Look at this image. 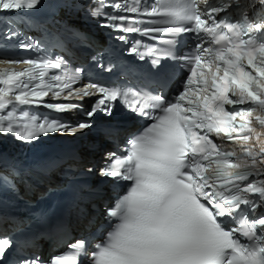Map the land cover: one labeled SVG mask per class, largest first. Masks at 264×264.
I'll use <instances>...</instances> for the list:
<instances>
[{
	"label": "snow or ice",
	"instance_id": "1",
	"mask_svg": "<svg viewBox=\"0 0 264 264\" xmlns=\"http://www.w3.org/2000/svg\"><path fill=\"white\" fill-rule=\"evenodd\" d=\"M257 3L264 9V0H249L245 6L254 8ZM37 4L38 0H0V11L31 10ZM98 4L105 7V0H98ZM200 5L201 0H152L143 10L120 2L107 5L113 14L106 16L104 27L125 33L142 32L153 39L158 34H192L194 51L184 57L191 65L184 89L173 100L156 96L150 105L154 112L140 108L141 116L151 123L142 134L130 138L127 155L110 154L112 163L102 170V175L131 181L132 186L108 210V216L119 222L107 241L91 253L90 264H264V211L256 215L258 209L264 208V179H257L264 176V167L257 165L258 156L264 165V148L259 153L246 149L248 159H243L209 138L215 133L217 137L223 134L227 140L247 141L249 136L244 130L252 105L264 111V24H253L247 16L235 23L227 17L217 22V14L225 12L229 5L218 7L203 0V11ZM118 12L124 14H115ZM91 14L105 15L98 9ZM139 16L149 19H137ZM225 30L232 35L221 34ZM15 35L10 31L5 38ZM232 40L239 43L230 45ZM206 43L218 47H205ZM20 47L31 49L33 44L24 42ZM131 50L135 52L136 48ZM7 62L26 67L0 71V83L4 85L0 88V110L12 105L11 110L0 115V135L13 134L24 142L40 134L75 133L76 128L60 114L78 109L82 101L46 103L44 98L50 93L60 97L67 91L66 100L72 95L83 98L99 93L97 105L86 113L88 117L99 111L110 113L111 102L122 95L119 90L95 83L74 88L79 68L74 73L65 70V75L49 78L48 69H59L65 63L62 58L56 62ZM213 66L210 80L203 71L197 74L198 68L211 70ZM246 102L249 107H241ZM18 105L46 107L56 115L33 116L31 123L21 125L14 116ZM226 105L231 109L226 110ZM129 107L137 110L136 104ZM257 119L264 124V117ZM78 127L90 125L80 122ZM240 182H246L243 188ZM233 189L235 194L224 195ZM241 192L256 194L259 201L241 196ZM241 236L248 242H241ZM84 245L85 241H77L71 246L75 250L72 254L58 256L50 264H78L76 257ZM10 248L8 239H0V264H4ZM16 264H40V260L26 258Z\"/></svg>",
	"mask_w": 264,
	"mask_h": 264
},
{
	"label": "bare ground",
	"instance_id": "2",
	"mask_svg": "<svg viewBox=\"0 0 264 264\" xmlns=\"http://www.w3.org/2000/svg\"><path fill=\"white\" fill-rule=\"evenodd\" d=\"M132 128V127H131ZM85 137H87L88 139H91L92 138V135L91 134H88L85 135ZM94 144H92V146H94V149L89 151L88 150V147H84L82 150L85 154H87V157L90 156V162H96V160H99L100 159V155L102 154V152H100L101 149H104V146H108L109 143L105 142V139L103 137H100L99 139H97V142H93ZM84 157V154L81 155V159ZM83 161V160H82ZM87 163V162H86ZM92 165L91 163L89 164H86L85 166L88 167ZM105 198H102L100 199L99 201L101 200H104ZM101 205V204H100ZM89 211V214L87 215L86 214V210H83L79 216H75V218L73 217L71 220H70V223H69V226L70 227H73V228H76V229H73V232L70 234V237L68 238V242H71L73 240H77V239H80V237H76V238H73L74 234L76 232H80V231H84L85 226L89 224V220L91 218V215H95L96 216V219L99 220V213L96 212V213H92V211L90 210V208L88 207L87 209ZM87 230V229H86Z\"/></svg>",
	"mask_w": 264,
	"mask_h": 264
}]
</instances>
